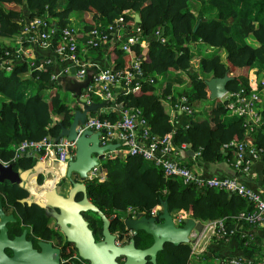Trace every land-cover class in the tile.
Instances as JSON below:
<instances>
[{
    "label": "trees",
    "instance_id": "trees-1",
    "mask_svg": "<svg viewBox=\"0 0 264 264\" xmlns=\"http://www.w3.org/2000/svg\"><path fill=\"white\" fill-rule=\"evenodd\" d=\"M191 1L0 0V54L11 37L21 31L26 18L48 12L63 25L70 21L72 11H79L86 14L83 23L88 31L97 23L104 25L111 21L125 8L134 10L139 20L128 14L124 16L136 21L141 35L148 38L149 50L143 60L144 77L153 75L155 83L143 80L140 88L119 94L118 99L139 107L153 132H172L176 146L189 144L191 149L200 150V157L207 161L231 158L233 151L222 150L221 143L243 138V119L231 114L221 100L209 99L206 79L230 72L227 89L246 93L249 70L253 69L258 78L261 77L264 72V0H200L201 8L196 14ZM157 27L167 36L166 41L155 39L153 33ZM199 42L208 45L203 54L199 53ZM118 45L109 40L100 51L104 50V55L115 60L117 66L125 65L128 59L123 57ZM220 49L225 52L226 61L222 60ZM194 57L198 59L196 68L190 62ZM50 70L31 68L26 61L14 62L10 70L0 66V159L12 163L15 169H32L37 157L24 153L15 161L11 160L13 143L24 138L55 137L62 126L71 123L74 110L78 108L67 104L58 92L45 97L48 88L59 85L51 83ZM183 70L188 79L182 90L176 92L175 82L182 83L185 79ZM169 93L173 97L179 93L186 95L194 109L184 124H175L171 119L169 106L163 101ZM94 99L99 98L95 96ZM91 113L96 114L95 111ZM96 115L109 119L117 116L114 111ZM251 136L255 143L264 145L262 128H255ZM100 164L106 176L103 180L88 179L87 195L105 214H115L113 230H124L122 218L126 217L128 206L148 216L163 199H167L170 211L182 208L202 220L222 217L231 225L236 223L235 216L240 211H249L253 206L234 192L183 183L180 177H165L159 166L139 154L105 157ZM27 195V189L19 184L6 179L0 181V199L16 215L18 222L24 223L35 236L51 237L54 229L50 215L45 207L35 202L19 200ZM89 212L99 219L95 212ZM135 232L136 245L146 247L152 242V236L144 230ZM261 240L257 236V243L251 248L240 240L236 247H242L248 255H260L264 251ZM226 248L210 246L207 251L220 254ZM189 255L188 242H165L157 252V264H190Z\"/></svg>",
    "mask_w": 264,
    "mask_h": 264
},
{
    "label": "built area",
    "instance_id": "built-area-1",
    "mask_svg": "<svg viewBox=\"0 0 264 264\" xmlns=\"http://www.w3.org/2000/svg\"><path fill=\"white\" fill-rule=\"evenodd\" d=\"M77 12V17L70 14V21L63 25H59L58 18L50 16L48 12L24 19L21 31L11 37L0 54V66L10 70L14 62L26 61L31 68L39 70L51 68V83L66 75H71L75 79H84L90 75V80L75 96L76 104L83 107L84 102L89 103L96 96L100 101L107 100L105 105L108 112L114 111L117 116L114 119L100 118L89 111L84 121L77 123L76 130L77 134L86 129L100 131V144H117L105 157H114L119 153L139 154L159 166L165 177H180L183 183L234 192L252 202L251 210L240 211L235 216L236 223L232 225L226 223L222 217L207 220L193 217L196 222H201V228L192 227L188 233L190 259L193 256L198 258L207 254L211 245L226 246L224 251H227L231 243L238 245L241 240L243 245L251 248L256 245L257 236L262 238L264 247V191L249 186L238 176L202 175L196 167L181 160V157L190 151L193 158H199L200 150L191 149L189 144L185 143L176 146L172 132L164 134L153 132L139 107L127 105L118 99L119 94H128L140 88L143 80L155 83L153 75H145L147 79L144 77L143 60L149 50L148 38L141 35V28L135 24L136 21L128 20L124 16L128 14L136 19V12L125 8L111 21L104 25L97 23L88 31H85L83 23L86 14ZM153 35L162 42L167 39L160 27L155 29ZM109 40L119 43L123 57L128 59L125 65L117 66L113 59L107 63H98L91 59L92 52L100 51V47ZM182 73L185 79L178 84L179 86H184L188 79L186 72ZM248 86L249 90L246 93L227 89L219 97L231 113L243 118L245 127L243 138L225 140L221 143V149L233 151L234 167L245 174L251 172L254 162L261 161L264 164V145L255 143L251 136L255 128L264 130V111L260 112L258 109L262 99L260 92L264 90V80L259 82L255 75H249ZM48 91L50 95L54 94L53 87L48 88ZM71 92L75 95L74 91ZM163 101L168 104L171 113L180 110L189 116L194 112L186 95L182 93L174 97L171 93L166 94ZM12 147L11 160L15 161L24 153H30L34 154L39 162L48 161L52 164V169L48 170V173H43L40 181L36 173L26 178V187L31 197L30 187L44 185L47 178H55L52 186H56L64 176L68 162L74 158L76 143L74 139L64 135L58 139L44 136L40 139L24 138L13 143ZM1 161L3 164L9 163ZM105 176L106 172L100 163L88 172L89 179L103 180ZM161 210L162 204L157 203L150 213L158 214ZM137 212L139 211L136 208L128 206L126 216L135 215ZM170 213L176 225L192 217L182 208L174 209ZM110 216L114 217L115 214L112 213ZM129 230L134 232L132 229ZM118 240H123V237L119 235ZM239 250L240 253L236 254L229 250L231 253L225 255L213 251L211 255L222 264H264V251L260 252V255L252 256L245 253L242 247Z\"/></svg>",
    "mask_w": 264,
    "mask_h": 264
},
{
    "label": "water",
    "instance_id": "water-1",
    "mask_svg": "<svg viewBox=\"0 0 264 264\" xmlns=\"http://www.w3.org/2000/svg\"><path fill=\"white\" fill-rule=\"evenodd\" d=\"M136 20L139 16L136 14ZM87 75L82 80L75 78H64V87L75 92L76 96L81 92L90 80ZM231 76L225 73L222 76H212L206 79L211 99L220 97L227 89V82ZM107 100L101 102H84L83 107L76 108L73 113L71 123L68 126H62L58 135L53 137L58 139L60 136H67L74 139L76 143L75 155L66 167V176L72 180V186L64 192H59L52 186L45 190V202L34 201L30 196L20 198L21 202H35L45 208H56L51 213L56 219L60 230L65 234L68 241L74 243L80 257L88 260L89 264H145L149 261L151 264H157V252L162 249L165 242L179 244L188 242V233L192 227L201 228V222L195 221L193 217L184 219L182 224L176 225L168 209L167 199L161 201L162 211L159 216H147L143 212H137L135 215L127 216L123 219V224L127 229L134 231L144 230L152 236V242L146 247H137L133 237L127 242L118 243L115 234L109 230L111 216H107L96 204H94L87 195V189L84 180H88V172L95 165L99 164L109 150L115 148L117 144H100L99 133L92 129H86L77 134L76 125L83 122L87 112H91L97 106L103 105ZM191 152V151H190ZM27 155H34L27 153ZM37 160L32 169H15L12 163L3 164L0 160V181L9 180L26 187L25 180L32 174L33 168H37ZM76 174L79 180H73L72 175ZM81 192L82 196L76 199V194ZM0 199V264H59L58 249L51 247V244L40 240L39 246L43 249L37 252L31 245V242L25 239V232L9 239L6 233L5 222L15 220L12 213L5 214L2 209ZM95 212L102 220L103 238L95 240L92 230L88 227L87 220L83 217V211ZM9 246L13 253L7 256L3 247ZM123 256L122 261L117 258Z\"/></svg>",
    "mask_w": 264,
    "mask_h": 264
},
{
    "label": "flooded vegetation",
    "instance_id": "flooded-vegetation-1",
    "mask_svg": "<svg viewBox=\"0 0 264 264\" xmlns=\"http://www.w3.org/2000/svg\"><path fill=\"white\" fill-rule=\"evenodd\" d=\"M66 172L64 174V176L59 180L58 183L63 182V187H67L70 188L72 186V180L67 178L66 176ZM72 179L73 180H79L78 176L76 174L72 175ZM85 183L86 185V189H87V180L82 181ZM33 187V186H31ZM30 190L33 192V190ZM57 187V185H56ZM45 190V189H43ZM42 190V191H43ZM66 190V189H65ZM41 195L44 192H41ZM40 193H38L39 195L37 197H40ZM82 193L79 192L76 194V199L81 198ZM32 197L34 198V201L37 200L39 202H41L39 199H37V197H34V195L32 194ZM31 197V198H32ZM2 202V201H1ZM2 204V209L4 211L5 214H9L12 213L14 215V213L10 210V208H8L7 206H5L3 203ZM46 212L48 215H50V224L54 229V233L51 235V237L49 238H45V237H40V236H35L31 229L28 228L27 226H24V223L22 222H18V218L16 217V215H14L15 220H9L5 222L6 225V233L9 239H13L15 236H18L20 234H22L23 230H26L25 232V239L29 240L31 242L32 247L37 251L40 252L43 248L41 246H39L38 242L40 240H43L44 242H48L51 244V247L53 248H57L58 254H59V264H89L88 260L83 259L82 257L79 256L77 249L74 245L73 242L68 241L65 234L60 230V227L58 225V227H56L55 224V218L52 217L51 213L53 211H56V208H45ZM58 211V210H57ZM83 217L87 220L88 222V227L92 230V234L94 236L95 240H99L103 238L102 235V220L99 217V219H97L98 217H96V215L90 213L89 211H83L82 212ZM160 214V212L158 214H154L153 216L158 217ZM150 215H152L150 213ZM148 215V216H150ZM113 218L110 219V225H109V230L111 233L117 235L115 238L116 242L118 241V237L119 235H123L122 237L125 238L124 242H127L129 240L130 237H133L136 235V232H133L129 229H127L124 225V230L123 231H118L117 229L113 230V223H114ZM179 225V224H178ZM60 230V231H59ZM117 230V231H116ZM135 241V238H134ZM123 242V243H124ZM136 245V243H135ZM137 247H140L138 245H136ZM3 251L7 256H11L13 251L9 246H4L3 247ZM118 261H122L123 260V256H119L117 258ZM149 261H147L145 264H147Z\"/></svg>",
    "mask_w": 264,
    "mask_h": 264
},
{
    "label": "crops",
    "instance_id": "crops-1",
    "mask_svg": "<svg viewBox=\"0 0 264 264\" xmlns=\"http://www.w3.org/2000/svg\"><path fill=\"white\" fill-rule=\"evenodd\" d=\"M91 59H93L95 62H101V63H107L110 61L108 57L104 55L103 51H93L90 55ZM64 78H74L71 75L62 76L57 83L60 87H62L64 90L66 89L64 85ZM76 80H82V79H76ZM178 82H175L174 84V91H176L177 87H180L178 85ZM54 92H58L56 87H53ZM72 91V90H70ZM177 92V91H176ZM264 99V98H263ZM95 102H101L99 99H94ZM74 106H78L76 103H73ZM81 108L80 106H78ZM106 107V108H104ZM107 105L103 104L100 106H97V108L93 111L96 112V114H99L101 112H108ZM92 112V111H91ZM171 119L173 123L175 124H184L187 120L188 115L184 114L180 110L175 111L174 113H171ZM189 149V148H188ZM233 156L231 158L225 157L223 159H219L216 161H207L205 159L199 158H193L192 153L189 152L185 154L183 157H181V160L190 166H194L197 168V170L202 175H230V176H238L242 180H244L249 186L264 191V164L261 161H256L252 165L251 172L248 174L243 173L242 171H237V169L233 165ZM52 169V164H49L48 161H41L39 162V165L37 168H33L32 172L33 174L36 173L39 176H42L43 173H48V170ZM58 184V183H57ZM56 184V185H57ZM214 247L213 245H211ZM229 250L232 251L234 254L240 253V250L236 247L234 243H231L229 246ZM221 255H225V251L221 252Z\"/></svg>",
    "mask_w": 264,
    "mask_h": 264
},
{
    "label": "rangeland",
    "instance_id": "rangeland-1",
    "mask_svg": "<svg viewBox=\"0 0 264 264\" xmlns=\"http://www.w3.org/2000/svg\"><path fill=\"white\" fill-rule=\"evenodd\" d=\"M191 6H192V11L194 12V14H196L197 13V10L199 8H201V2H200V0H192L191 1ZM71 14L73 16H76V17L78 16V12L77 11H72ZM198 47L200 48L199 49V53L200 54H203L206 50H208V45H206L204 43H201V42L198 43ZM218 52L221 54L222 60L226 61L225 52L222 49L218 50ZM197 63H198V60H196V58L193 59V64L194 65H197ZM263 75H264V72H263ZM184 86H185V84H184ZM184 86L177 87L176 88V91L182 90V88ZM55 87L58 90L59 95L63 98V100L67 104L74 105L73 103H76V98H75V96L72 94V92L70 90H64L59 85H55ZM31 88L33 89V87H31ZM49 95H50V91H47L46 94H45V97L48 98ZM209 99H211V98H209ZM213 101H214V99H213ZM104 108H106V107H104ZM119 154L121 155V153H119ZM56 189L59 192H64L65 189L63 187V182L58 183ZM54 225H56V227H58V224L56 222V219H55V224ZM211 253L212 252H207V254L200 255V257H198V258L195 257V256H193L190 259V264H222V262L220 260L216 259L213 255H211ZM225 253H231V252L229 250H227V251H225Z\"/></svg>",
    "mask_w": 264,
    "mask_h": 264
},
{
    "label": "clouds",
    "instance_id": "clouds-1",
    "mask_svg": "<svg viewBox=\"0 0 264 264\" xmlns=\"http://www.w3.org/2000/svg\"><path fill=\"white\" fill-rule=\"evenodd\" d=\"M167 40V39H166ZM165 40V41H166ZM164 42V41H163ZM196 58V60H198L197 59V57H194V58H192L191 60H190V62H191V64H192V66L194 67V68H196V66L197 65H194L193 64V59H195ZM198 64V63H197ZM183 71H185V70H183ZM186 72V71H185ZM230 76H231V73L230 72H227ZM249 75H255L256 77H257V80L260 82L261 80H264V75H263V72L261 73V77L260 78H258V76H257V73H255L254 71H253V69H250L249 70V72H248V80H249ZM227 90V89H226ZM223 95V94H222ZM221 95V96H222ZM260 95H261V101H260V104H259V111L260 112H263L264 111V90L263 91H261L260 92ZM220 96V97H221ZM210 98V97H209ZM215 99H219V97H217V98H214V100ZM229 111V110H228ZM230 112V111H229ZM210 113V112H209ZM231 113V112H230ZM264 113V112H263ZM231 114H234V113H231ZM236 115V114H235ZM263 115V114H262ZM239 116V115H238ZM243 119V118H242ZM33 173V172H32ZM39 179V178H38ZM39 181H40V179H39ZM56 187V186H55ZM28 191V190H27ZM27 196H29V192H28V195ZM162 211V210H161ZM171 212V211H170ZM133 215V214H132ZM107 216H110V215H107ZM129 216H131V215H129ZM127 217V216H126ZM111 218H113V217H111ZM122 219H124V218H122ZM135 232V231H134ZM120 236H123L122 234L120 235ZM124 240H125V238H123V240H118L119 242L118 243H122V242H124Z\"/></svg>",
    "mask_w": 264,
    "mask_h": 264
},
{
    "label": "bare ground",
    "instance_id": "bare-ground-1",
    "mask_svg": "<svg viewBox=\"0 0 264 264\" xmlns=\"http://www.w3.org/2000/svg\"><path fill=\"white\" fill-rule=\"evenodd\" d=\"M33 174V173H32ZM31 175V174H30ZM54 181H55V178H53V179H50V178H47L46 179V181H45V183H44V185H42V186H38V185H33V187H31V189L33 190V192L31 191V193L34 195V197H37L39 194L38 193H40V191L41 192H44V190L43 189H46V188H50V187H52V185H53V183H54ZM43 190V191H42ZM32 197V196H31ZM33 198V197H32ZM34 199V198H33ZM37 199H39L42 203H44L45 202V193H43L42 195H41V193H40V197H37Z\"/></svg>",
    "mask_w": 264,
    "mask_h": 264
}]
</instances>
